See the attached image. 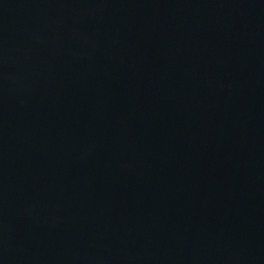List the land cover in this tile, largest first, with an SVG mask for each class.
Returning <instances> with one entry per match:
<instances>
[{
  "label": "water",
  "instance_id": "water-1",
  "mask_svg": "<svg viewBox=\"0 0 264 264\" xmlns=\"http://www.w3.org/2000/svg\"><path fill=\"white\" fill-rule=\"evenodd\" d=\"M0 264H264V0H0Z\"/></svg>",
  "mask_w": 264,
  "mask_h": 264
}]
</instances>
